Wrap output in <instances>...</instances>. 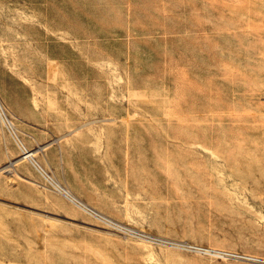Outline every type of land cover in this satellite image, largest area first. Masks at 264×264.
<instances>
[{"label":"rangeland","instance_id":"1","mask_svg":"<svg viewBox=\"0 0 264 264\" xmlns=\"http://www.w3.org/2000/svg\"><path fill=\"white\" fill-rule=\"evenodd\" d=\"M0 104L114 222L0 118V264H264V0H0Z\"/></svg>","mask_w":264,"mask_h":264},{"label":"crops","instance_id":"2","mask_svg":"<svg viewBox=\"0 0 264 264\" xmlns=\"http://www.w3.org/2000/svg\"><path fill=\"white\" fill-rule=\"evenodd\" d=\"M52 1L53 0H50V4H52ZM29 111L28 112H26V111L22 112L21 111V112L24 115H25V113H28L29 115H31L32 113H31V111L30 112ZM22 113H21V115H23ZM51 132H52V130H47L44 132L41 131V134L38 135L37 139L35 140L37 147L50 142L48 139H45V138H46V136H48V133H51ZM77 132H75V133H77ZM72 134H74V133H72ZM79 136H77V137L71 136L72 137L71 139H68V137H66L65 139L62 140L61 143L53 144L50 147H48L47 149H44L43 151H41L43 153L42 157L44 160V163H42V165L45 164L51 170V172L54 173L56 166L49 159V157H51L53 159L56 158V152L54 150V147H57L59 152L61 153V155H64V157L66 158L65 161L64 160L62 161V163H63V166L67 170H69L71 168V165L73 163L81 161L82 157L80 155L82 152V150H81L82 148H81V146H79V141L81 140V137H79ZM45 140H47V141H45ZM72 144L75 145V148H74V146L72 147ZM55 145H57V146H55ZM60 145H62V146H60ZM11 150H13V147L11 146L10 141L6 139L5 135L2 132L1 136H0V167L5 163V161L7 159H9L10 153H12ZM17 172H18V176L21 177V168H19ZM1 184L2 183L0 181V191H2L1 190L2 189ZM63 187H65V186H63ZM65 188H67V187H65ZM67 189H69V188H67Z\"/></svg>","mask_w":264,"mask_h":264},{"label":"bare ground","instance_id":"3","mask_svg":"<svg viewBox=\"0 0 264 264\" xmlns=\"http://www.w3.org/2000/svg\"><path fill=\"white\" fill-rule=\"evenodd\" d=\"M0 118L2 119L4 124L8 127V129L11 131V133H12L14 139L17 141V143L24 148L25 152H24L23 159L24 160L25 159L28 160L37 169V171L39 173H41V175L49 183H51L60 194H62L63 197H65L67 200L72 202L78 208H80V209H82V210H84L86 212H89L91 214H94V216L100 217L102 220H105L104 222L108 221V223H110V224L113 222L110 219H108L107 217H105L104 215H102L100 213H97L92 207H90L84 201L80 200L70 189H67V188L63 187L58 181H56L52 176H50L47 173V171L36 161V159L34 157L35 152L28 151L24 147L22 141L20 140V138L18 137L17 133L15 132L14 124L10 121V119L8 118V116L6 115V113H5V111H4V109L2 107H0Z\"/></svg>","mask_w":264,"mask_h":264},{"label":"built area","instance_id":"4","mask_svg":"<svg viewBox=\"0 0 264 264\" xmlns=\"http://www.w3.org/2000/svg\"><path fill=\"white\" fill-rule=\"evenodd\" d=\"M23 151H22V153H24L25 152V150L24 149H22Z\"/></svg>","mask_w":264,"mask_h":264}]
</instances>
